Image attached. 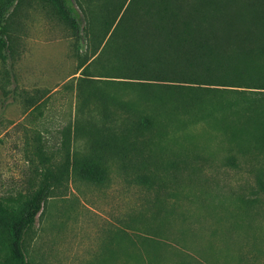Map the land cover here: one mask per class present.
<instances>
[{"label":"rangeland","instance_id":"rangeland-1","mask_svg":"<svg viewBox=\"0 0 264 264\" xmlns=\"http://www.w3.org/2000/svg\"><path fill=\"white\" fill-rule=\"evenodd\" d=\"M64 2L65 13L80 14L81 29L71 28L52 0H17L6 15L0 202L16 210L41 171L65 161L63 132L72 134L70 155L86 157L92 153L88 137L74 127L101 122L99 107H82L76 90L86 65L78 69L98 42L97 26L89 22L99 2ZM96 66L90 65V75ZM111 90L136 100L133 90ZM262 92L257 97L264 98ZM258 103L256 110L264 111V100ZM114 118L108 127L116 129ZM239 118L184 113L164 121L160 136L146 134L137 151H100L101 182L64 175L24 235L27 264H264V137L257 138L264 124L233 121ZM8 196L20 202H6ZM7 255L0 253V264Z\"/></svg>","mask_w":264,"mask_h":264},{"label":"trees","instance_id":"trees-1","mask_svg":"<svg viewBox=\"0 0 264 264\" xmlns=\"http://www.w3.org/2000/svg\"><path fill=\"white\" fill-rule=\"evenodd\" d=\"M15 1L0 0V51L7 48L6 15ZM52 1L65 13L64 0ZM98 2V16L89 22L97 26L93 36L98 42L92 59L78 69L86 65L76 90L82 107H99L101 122L92 129L74 127L76 133L87 135L92 153L71 156L72 134L65 130L63 164L41 171L38 185L22 209L0 202V253L8 251L4 264H27L24 235L64 175L71 172L84 181H102L105 171L100 151H137L146 134L160 136L164 121L184 113L212 117L232 112L244 117L233 121L264 124V111L255 107L263 103L258 100H264L257 97L264 91V0ZM70 10L72 16L66 11V17L71 28L81 29L83 19L76 10ZM95 64L97 73L90 75V65ZM111 88L133 90L135 102L118 97ZM245 90L253 94L247 95ZM139 103L144 108L137 107ZM117 116L120 125L108 127ZM19 198L8 196L5 201L18 203Z\"/></svg>","mask_w":264,"mask_h":264}]
</instances>
